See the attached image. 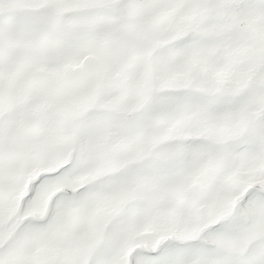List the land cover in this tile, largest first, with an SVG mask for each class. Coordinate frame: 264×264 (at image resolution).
Segmentation results:
<instances>
[{"label": "snow or ice", "instance_id": "1", "mask_svg": "<svg viewBox=\"0 0 264 264\" xmlns=\"http://www.w3.org/2000/svg\"><path fill=\"white\" fill-rule=\"evenodd\" d=\"M0 264H264V0H0Z\"/></svg>", "mask_w": 264, "mask_h": 264}]
</instances>
